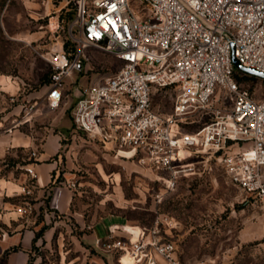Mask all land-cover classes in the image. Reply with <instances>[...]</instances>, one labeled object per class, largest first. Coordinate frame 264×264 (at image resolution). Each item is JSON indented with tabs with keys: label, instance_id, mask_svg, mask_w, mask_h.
Returning <instances> with one entry per match:
<instances>
[{
	"label": "built area",
	"instance_id": "built-area-1",
	"mask_svg": "<svg viewBox=\"0 0 264 264\" xmlns=\"http://www.w3.org/2000/svg\"><path fill=\"white\" fill-rule=\"evenodd\" d=\"M139 1L138 10L130 0H75L69 25L74 52L61 48L45 56L48 107L61 106L66 79L90 60L88 48L112 54L119 69L79 88L76 128L112 143L116 157L151 173L162 184L158 203L181 177L220 170L264 210V98L241 87L234 63L264 72V0ZM168 90L171 110L163 111L155 96ZM228 99L229 107L216 106ZM202 111L211 119L192 128L188 118ZM21 193L30 191L23 187ZM135 226L137 236L112 224L96 239L98 250L112 258L105 264H159L155 254L166 264H183L171 235L177 220L159 215L150 227Z\"/></svg>",
	"mask_w": 264,
	"mask_h": 264
},
{
	"label": "rangeland",
	"instance_id": "rangeland-1",
	"mask_svg": "<svg viewBox=\"0 0 264 264\" xmlns=\"http://www.w3.org/2000/svg\"><path fill=\"white\" fill-rule=\"evenodd\" d=\"M2 1L0 11L7 3L3 13L7 23L0 24V80L4 77L7 83L0 81V131L5 132L16 122H21L17 129L34 134L47 125H54L56 130L69 126L63 138L69 156L65 171L72 173L69 176L73 179L68 182L76 185L73 210L85 220V225H81L76 217L54 211L45 200L35 217L40 222L39 236L32 245L28 264H95L96 259L109 256L84 240L89 224L111 215L124 225L145 227L152 226L159 215L173 217L178 226L172 234L183 264H264V210L222 173L183 177L158 203L155 193L162 184L154 181L151 173L133 160L116 157L112 143H103L76 128L72 113L79 88L119 69L121 62L112 54L88 48L90 60L84 71L74 72L66 79V97L61 106L48 107L41 95L51 78L45 56L65 49V42H72L69 25L75 17V0ZM47 3L50 10L43 12ZM130 3L141 8L139 0ZM44 19L55 21L48 26V33L32 37V32L39 30L37 23ZM236 69L241 87L256 98H264V78ZM219 93L224 95V91ZM172 96L171 90L160 91L155 103L161 110L169 111ZM225 105L229 107V99L216 104ZM188 119L195 128L211 116L202 111ZM44 131L43 128L37 135H45ZM18 156L8 160L27 158V153L19 152ZM62 178L63 172L57 181ZM0 264H4L3 257Z\"/></svg>",
	"mask_w": 264,
	"mask_h": 264
},
{
	"label": "crops",
	"instance_id": "crops-1",
	"mask_svg": "<svg viewBox=\"0 0 264 264\" xmlns=\"http://www.w3.org/2000/svg\"><path fill=\"white\" fill-rule=\"evenodd\" d=\"M2 2L0 0V5ZM32 4V10L35 12L37 10L34 6L36 3ZM6 10L7 3H5L4 11L6 12ZM48 10H50V3H47L46 8H43V12ZM4 11H0V24L7 23V19L4 20ZM52 19H44L39 22L36 20L39 30L32 32V37L40 38L44 33H48V26L55 21ZM1 83H7V80L5 79ZM46 87L41 95L47 103L48 86L46 85ZM17 127L11 132L0 131V189L2 190L0 197L2 203V207H0V258L3 257L4 264H28L35 233L40 224L35 221V217L42 211L45 200L54 211L74 216L81 225H85L81 214L73 210L74 188L67 184L73 179L72 176H69L72 173L65 171V165L69 163V156L63 138L69 126L60 130H56L54 125L44 126L42 129H46L45 135L41 137L37 135L41 133V128L35 130L34 134V131H24ZM19 152H26L27 158L22 156L21 160L19 158L8 160V157L14 155L19 157ZM27 167H31L35 171V177L28 173ZM61 172H63V178L57 181ZM23 187L30 193H21ZM20 206L26 207L28 212L21 214L18 211ZM112 224L124 228L123 225L126 223L121 222L113 215L104 217L89 224V232L84 241L97 248L96 239L108 235ZM155 258L159 264H166L161 256L155 254ZM111 260V256H106L96 259L94 263L105 264Z\"/></svg>",
	"mask_w": 264,
	"mask_h": 264
},
{
	"label": "trees",
	"instance_id": "trees-1",
	"mask_svg": "<svg viewBox=\"0 0 264 264\" xmlns=\"http://www.w3.org/2000/svg\"><path fill=\"white\" fill-rule=\"evenodd\" d=\"M64 47H65V49H66V51L69 53V54H72L73 52H74V45H73V43L71 42L70 43V45H69V42H65L64 43ZM241 73H244L243 71H241V70H239ZM238 72H237V69L235 68V77H236V74H237ZM236 79H237V77H236ZM238 81V80H237ZM239 82V81H238ZM216 173H222L225 177H226V175L222 172V171H220V170H218ZM181 178H183V177H181ZM181 178L178 180V183H177V185L179 184V182H180V180H181ZM176 185V186H177ZM233 185V184H232ZM234 186V185H233ZM167 193H169V192H167ZM166 194V193H165ZM164 200V199H163ZM171 235H172V239H173V241L175 242V244H176V246H177V249H178V254H179V257H180V259H181V261H182V257H181V252H180V250H179V247H178V245H177V242H176V240L173 238V234L171 233ZM39 236V233L38 232H36L35 233V237H34V241L36 240V238ZM182 263H183V261H182Z\"/></svg>",
	"mask_w": 264,
	"mask_h": 264
},
{
	"label": "water",
	"instance_id": "water-1",
	"mask_svg": "<svg viewBox=\"0 0 264 264\" xmlns=\"http://www.w3.org/2000/svg\"><path fill=\"white\" fill-rule=\"evenodd\" d=\"M234 63H235V66L239 68L241 71L264 78V72L243 66L239 64L237 61H235Z\"/></svg>",
	"mask_w": 264,
	"mask_h": 264
},
{
	"label": "bare ground",
	"instance_id": "bare-ground-1",
	"mask_svg": "<svg viewBox=\"0 0 264 264\" xmlns=\"http://www.w3.org/2000/svg\"><path fill=\"white\" fill-rule=\"evenodd\" d=\"M4 77L1 78V81H4ZM9 86V85H8ZM125 229L131 231V232H134L135 233V236H137V232H138V228L135 227V226H132V225H123Z\"/></svg>",
	"mask_w": 264,
	"mask_h": 264
}]
</instances>
